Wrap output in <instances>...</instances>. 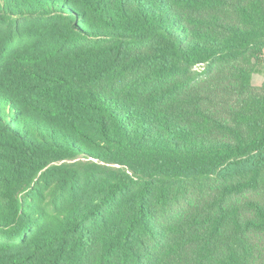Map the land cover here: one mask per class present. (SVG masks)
Instances as JSON below:
<instances>
[{
  "label": "trees",
  "instance_id": "16d2710c",
  "mask_svg": "<svg viewBox=\"0 0 264 264\" xmlns=\"http://www.w3.org/2000/svg\"><path fill=\"white\" fill-rule=\"evenodd\" d=\"M264 0H0V264H264Z\"/></svg>",
  "mask_w": 264,
  "mask_h": 264
},
{
  "label": "rangeland",
  "instance_id": "374dc122",
  "mask_svg": "<svg viewBox=\"0 0 264 264\" xmlns=\"http://www.w3.org/2000/svg\"><path fill=\"white\" fill-rule=\"evenodd\" d=\"M264 81V64L258 67L257 72L253 76V82L255 84L263 83Z\"/></svg>",
  "mask_w": 264,
  "mask_h": 264
},
{
  "label": "crops",
  "instance_id": "0c3cea01",
  "mask_svg": "<svg viewBox=\"0 0 264 264\" xmlns=\"http://www.w3.org/2000/svg\"><path fill=\"white\" fill-rule=\"evenodd\" d=\"M262 83H258V84H256V85H261Z\"/></svg>",
  "mask_w": 264,
  "mask_h": 264
}]
</instances>
